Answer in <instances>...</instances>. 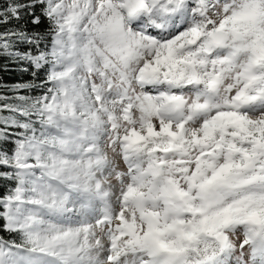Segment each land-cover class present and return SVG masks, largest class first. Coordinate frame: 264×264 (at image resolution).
Here are the masks:
<instances>
[{
    "label": "snow or ice",
    "instance_id": "obj_1",
    "mask_svg": "<svg viewBox=\"0 0 264 264\" xmlns=\"http://www.w3.org/2000/svg\"><path fill=\"white\" fill-rule=\"evenodd\" d=\"M0 57V264H264V0H0Z\"/></svg>",
    "mask_w": 264,
    "mask_h": 264
},
{
    "label": "trees",
    "instance_id": "obj_2",
    "mask_svg": "<svg viewBox=\"0 0 264 264\" xmlns=\"http://www.w3.org/2000/svg\"><path fill=\"white\" fill-rule=\"evenodd\" d=\"M3 63L4 60L2 57H0V81L11 83L17 79H30V76L27 73L21 74L19 71H12V70L4 71ZM12 67L14 66L10 65V69ZM0 235H4V233L0 232Z\"/></svg>",
    "mask_w": 264,
    "mask_h": 264
}]
</instances>
